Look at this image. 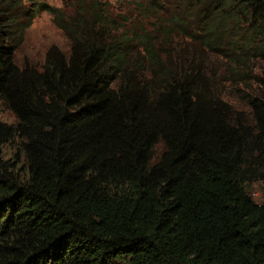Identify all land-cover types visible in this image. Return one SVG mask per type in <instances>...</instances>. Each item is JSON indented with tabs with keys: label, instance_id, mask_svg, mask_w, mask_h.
<instances>
[{
	"label": "trees",
	"instance_id": "1",
	"mask_svg": "<svg viewBox=\"0 0 264 264\" xmlns=\"http://www.w3.org/2000/svg\"><path fill=\"white\" fill-rule=\"evenodd\" d=\"M40 9L70 49L21 67L37 9L0 0V264H264V0Z\"/></svg>",
	"mask_w": 264,
	"mask_h": 264
},
{
	"label": "rangeland",
	"instance_id": "2",
	"mask_svg": "<svg viewBox=\"0 0 264 264\" xmlns=\"http://www.w3.org/2000/svg\"><path fill=\"white\" fill-rule=\"evenodd\" d=\"M25 5L29 8H36L37 15L27 31L25 41L19 48L16 54L17 63L23 67L25 65L41 68L45 62L46 54L51 47H58L64 52H68L70 44L63 31L60 30L54 23L53 16L41 10V5L45 4L49 7L67 9L68 12L72 11V7L77 3V0H23ZM114 3V0H105ZM40 9V11H38ZM182 48L187 51L188 56L191 59H205V65L208 67L211 75L213 73L216 76L217 89L220 91L221 96L233 103V105L248 112L246 103L241 99V96L246 93L258 94L259 89L255 79L249 83H234L227 74L226 61L216 54L207 52L203 47L204 55L200 57L197 52L201 49L197 44L190 40L181 41ZM253 69L256 75L264 76V61H257L253 63ZM0 118L8 123L15 121L14 116L3 108H0ZM250 192L257 202L262 203L264 201L263 194L261 192V185L255 184L251 187Z\"/></svg>",
	"mask_w": 264,
	"mask_h": 264
}]
</instances>
